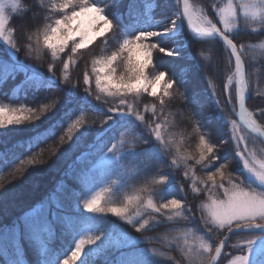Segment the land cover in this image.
<instances>
[{"label": "trees", "instance_id": "obj_1", "mask_svg": "<svg viewBox=\"0 0 264 264\" xmlns=\"http://www.w3.org/2000/svg\"><path fill=\"white\" fill-rule=\"evenodd\" d=\"M189 1L221 29L218 12L225 0ZM89 2L104 9L113 28L75 53L70 41L55 57L43 36L63 18L62 0H21L16 13L9 10L15 48L0 41V107L31 109L39 118L0 127V264H63L88 238L95 243L82 250L77 264H208L214 249L203 252L201 240L218 246L227 229L213 225L203 209L207 176L226 165L225 184L229 179L264 192L247 176L233 140L237 97L234 89L226 91L234 71L231 53L216 39L194 40L182 24L177 41L160 35L146 41L157 46L146 75L151 80L165 74L173 83L170 95H163V81L155 97L150 90L117 91L95 71V62L118 52L125 39L168 30L176 15L181 18L179 1ZM227 34L246 68V107L264 130V18L239 14ZM113 67L117 75L125 72L123 56ZM105 86L108 91L101 90ZM129 106L145 118L127 111ZM156 123L163 125V142L152 131ZM244 132L255 151L264 150ZM201 135L214 146L216 159L198 164ZM103 190L104 207H121L139 196L127 213L130 220L84 207ZM149 199L183 206L156 212ZM261 237L232 235L217 264Z\"/></svg>", "mask_w": 264, "mask_h": 264}, {"label": "snow or ice", "instance_id": "obj_2", "mask_svg": "<svg viewBox=\"0 0 264 264\" xmlns=\"http://www.w3.org/2000/svg\"><path fill=\"white\" fill-rule=\"evenodd\" d=\"M58 7L64 13L63 18L56 19L54 26L46 30L43 36V43L48 49H51L53 57L63 52L68 47L70 41L72 42L71 51L73 53L85 49L97 37L102 36L114 26L112 21L104 15V9L92 2L90 3L89 0H62V3ZM20 8L21 0H0V39H3L5 43L11 44L13 48H15V44L12 41L14 30L8 27L10 24L9 10L11 13H16ZM69 8L72 10L70 12L66 11ZM239 10H242L246 16L250 15L252 19H256L264 14V9H257L255 3L244 2L242 0L240 5L237 6L233 3V0H228L226 6L219 8V23L223 25V30H221L206 16L202 14L197 15L189 0H183V17L187 19V23L192 30L201 36L211 37L216 35L230 48L231 54L235 57V71L238 77L237 98L240 121L252 131H259L264 135V131L259 128L252 113L245 107L246 83L244 80V66L237 45L227 34L235 26ZM176 22V20L171 21L173 27ZM155 35V32H141L132 39H125L120 45L118 52L95 62L96 65H99L98 68H95V71L101 74L107 72L108 74L103 76V79L117 91L123 88L128 93H139L141 91L149 93L150 90L149 94L153 97L157 96V88L161 86V82L163 81V95L165 97L169 96V90L173 87V83L164 79L165 74H156L153 79L149 80L145 72L146 68L153 61L152 49L157 47L155 44L146 43V41ZM121 56H123L125 72L117 75L113 64ZM85 82H89L87 77ZM101 90L108 91V87H102ZM160 103L161 105L164 104L162 98ZM127 111L133 112L142 120L145 118L140 113L134 112L131 106L128 107ZM151 111L155 115V106L152 107ZM0 117H2L0 119V127L21 124L24 121L39 118V116L33 115L31 109H11L5 107H0ZM77 123L81 122L78 121ZM235 127L236 124L233 121V128L235 129ZM152 131L157 139L162 142L164 141L162 135L163 125L161 123H156L152 127ZM236 139L242 141L244 138L237 137ZM238 155H242V153L238 152ZM214 159H216L214 156V146L201 135L197 163L199 164L204 161L211 162ZM224 167L226 165H221L215 172H211L207 176V181L210 182V190L208 202L203 205V209L207 212L211 223L220 229H227L229 231L234 226L238 229L242 226H264V192L245 188L241 183H235L229 179L225 184L226 174L223 170ZM245 167L253 173L261 184H264V161L254 160L252 163L245 161ZM217 177H219V182L217 181ZM193 190L197 193L200 191L199 188L195 187ZM105 191L107 190L97 193L90 200L86 201L84 207L88 211L111 212L122 218L129 219L127 213L130 208L136 206L139 196L134 195L129 197L127 204L121 207H104ZM218 192H222V196L216 195ZM146 204L156 212H159L161 208L173 211L183 206L181 202H176L175 200L158 206L149 199ZM143 227L144 224L136 230L140 231ZM227 239L225 237L224 240H221L219 246H212L201 240L200 249L209 254L214 249L215 256L212 257V260L215 261L221 255L222 247ZM93 243H95V240L92 238L81 239L75 249L63 260V264H77L82 250ZM247 261L248 257L239 255L229 260L228 264H247Z\"/></svg>", "mask_w": 264, "mask_h": 264}, {"label": "rangeland", "instance_id": "obj_3", "mask_svg": "<svg viewBox=\"0 0 264 264\" xmlns=\"http://www.w3.org/2000/svg\"><path fill=\"white\" fill-rule=\"evenodd\" d=\"M241 2H242V0H233V3L235 5H237V6H239ZM244 2L255 3L256 6H257V9H260V8L264 9V0H244ZM227 3H228V0H225L224 6H226ZM192 8L195 9L196 11H198L203 16H206L210 20V18L206 15L205 11L201 7L196 6V5H192ZM239 14L244 16V17L251 18L250 15L249 16L244 15L242 10L238 11L237 16ZM258 18H264V14H262ZM179 19H180V16L176 15V17L174 19V20L177 21L175 26L173 27L172 24H171V26H170V28L168 30H165V31H162V32H157L156 35H161L162 33L169 32L168 33L169 36L175 38V41H177L178 36H180L182 34V29L178 27V20ZM218 22H219V15H218ZM219 24H220L221 30H223V25L221 23H219ZM234 29H235V26L232 28V31ZM0 41L3 42L6 45V47L9 48V44L5 43V41L3 39H0ZM263 46H264V42H263ZM177 47H178V45H176L174 47V49H177ZM107 74H108L107 72L101 74L102 78H103V76H105ZM158 89H159V87L157 88V91H158ZM232 89L235 90L236 97H237L236 77H235L234 71L227 78V81H226V91L230 93L232 91ZM235 124H236L235 129L233 128V123L231 124V130H232V134H233V140H234V142H235V144H236V146L238 148V152L242 153V155H238V158L241 161L242 167L245 170V172H246L248 177H250L257 185H259L262 188H264V184H261V182H259L256 179V177L253 175V173L250 172L245 167V161H248L249 163H252L254 160L263 161L262 158H264V150L261 149V148H257L258 151H255L253 149L255 145L253 143H250V141H251L250 137L244 131H242L243 129L238 125V123L236 121H235ZM237 137H243L244 139L242 141H238L236 139ZM256 154H258L260 157L256 156ZM239 255L248 257L247 264H255V263L259 264V263L263 262L264 261V237L257 238L243 252H241V253H239V254H237L235 256H239ZM235 256H233L231 259H233ZM228 262L226 264H228Z\"/></svg>", "mask_w": 264, "mask_h": 264}, {"label": "water", "instance_id": "obj_4", "mask_svg": "<svg viewBox=\"0 0 264 264\" xmlns=\"http://www.w3.org/2000/svg\"><path fill=\"white\" fill-rule=\"evenodd\" d=\"M179 1V5H180V10H181V18L178 20V27L179 28H182V24L185 26L188 34L194 39V40H197V41H207V40H213V39H216L218 41H221L223 43V41L220 39V37L216 36V35H213L211 37H206V36H199V35H195L193 34V32L191 31V29L189 28V25L187 23V19L183 17V0H178ZM190 5L192 6L191 2L189 1ZM169 32H166V33H162L160 36L162 37H165V36H169L168 34ZM224 44V43H223ZM225 45V44H224ZM227 47V49L230 51L231 53V50L230 48H228L227 45H225ZM239 52V50H238ZM240 54V53H239ZM232 56V60H233V64H234V73H235V77H236V92H237V80H238V77L236 76V71H235V57L231 54ZM241 60L243 62V59L241 57ZM243 66H244V80H245V83H246V88H245V107H246V103H247V100H248V97H249V91H248V85H247V80H246V68H245V65H244V62H243ZM246 109L248 110V108L246 107ZM249 111V110H248ZM239 102H238V98H237V109H236V113H235V119H236V122L238 123V125L244 130L246 131L248 134H250L251 136H253L254 138H256L257 140H259L261 143L264 144V135L261 134V132L259 131H252L251 129H249L248 127H246L242 121H240V118H239ZM257 123V122H256ZM257 125L259 126V124L257 123ZM259 128L264 131L261 126H259ZM239 233H255V234H264V226H256V225H252V226H249V227H241L240 229L236 228L235 226L233 227V229L231 231L227 230L225 232V235L223 237L222 240L225 239V237H227L228 239L225 241V244L223 245L222 247V253L219 257L216 258L215 261L212 260V257L215 256V251L214 253L212 254L208 264H217L224 252V249L230 239V237L234 234H239ZM219 246V245H218Z\"/></svg>", "mask_w": 264, "mask_h": 264}, {"label": "bare ground", "instance_id": "obj_5", "mask_svg": "<svg viewBox=\"0 0 264 264\" xmlns=\"http://www.w3.org/2000/svg\"><path fill=\"white\" fill-rule=\"evenodd\" d=\"M193 10L195 11V13H196L197 15H201V14H200L198 11H196L195 9H193ZM189 28L191 29V31L193 32V34H195V35H199V34H197L196 32H194L190 26H189ZM199 36H201V35H199Z\"/></svg>", "mask_w": 264, "mask_h": 264}]
</instances>
